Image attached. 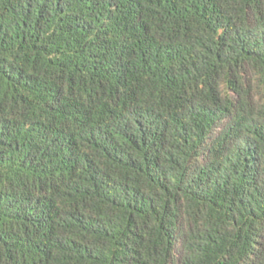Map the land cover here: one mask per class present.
<instances>
[{
	"label": "trees",
	"instance_id": "obj_1",
	"mask_svg": "<svg viewBox=\"0 0 264 264\" xmlns=\"http://www.w3.org/2000/svg\"><path fill=\"white\" fill-rule=\"evenodd\" d=\"M0 264H264V0H0Z\"/></svg>",
	"mask_w": 264,
	"mask_h": 264
}]
</instances>
